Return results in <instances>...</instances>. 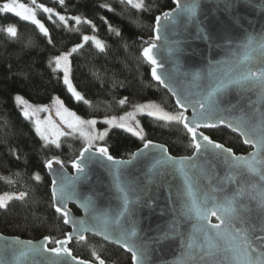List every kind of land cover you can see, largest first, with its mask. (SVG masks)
<instances>
[{
  "label": "trees",
  "instance_id": "trees-1",
  "mask_svg": "<svg viewBox=\"0 0 264 264\" xmlns=\"http://www.w3.org/2000/svg\"><path fill=\"white\" fill-rule=\"evenodd\" d=\"M7 1L0 0V7ZM40 1L48 8L81 15L91 23H77L70 18L65 26L55 16L50 20L42 14L52 40L49 44L33 22L0 11V196L28 193L23 199L7 200L0 208V232L30 240L45 235L62 239L68 233L63 218L52 207L51 180L44 162L57 157L70 169L69 161L79 155L84 141L77 135L64 136L60 148L43 141L34 124L22 115L15 100L17 94L32 103L47 102L59 94L72 111L85 118L120 117L144 103L177 111L168 92L152 80L151 67L142 57L147 40L154 34L156 17L172 9L173 0H143L144 8H135L122 0H63V4L60 0ZM9 26L17 29L16 37L6 32ZM110 27L116 31H110ZM87 33H96L104 41V48L99 49L89 40L72 53V79L88 102L84 103L72 98L49 61L82 42ZM125 97L127 102L121 105L119 101ZM138 117L144 140L100 121L98 126L108 130L100 145L108 147L116 158H128L148 140L165 144L175 156H190L194 152L181 125L149 117L147 113ZM205 132L236 154L249 151L241 138L227 128ZM71 208L78 213L74 206ZM70 248L86 260H96L95 252L107 264H132L131 255L95 236L72 240Z\"/></svg>",
  "mask_w": 264,
  "mask_h": 264
},
{
  "label": "snow or ice",
  "instance_id": "snow-or-ice-1",
  "mask_svg": "<svg viewBox=\"0 0 264 264\" xmlns=\"http://www.w3.org/2000/svg\"><path fill=\"white\" fill-rule=\"evenodd\" d=\"M122 2L133 5L135 8L145 7L143 0H137L135 3L134 0H122ZM234 2L235 0H225L226 9L233 7ZM60 3L63 4V0H60ZM32 5V7H28L23 3H15V0H13V3H4L0 7V11L12 12L25 21H32L38 26L39 32L47 38V42L51 44L52 40L48 29L36 18V0H32ZM104 7H107V5ZM183 7L185 6L182 5ZM38 8L48 13L49 19H52V8L45 7L42 4ZM188 10L192 11L191 8ZM55 15L58 16L59 21H62L65 26L67 25L68 18L59 13H55ZM170 15V13H164L165 18ZM72 19L77 23L81 22L79 16L72 17ZM156 20V31L159 33L160 26L158 22L160 17H156ZM88 23L91 22L88 21ZM109 30L116 31L111 27ZM6 32L12 37L17 36V29L14 26L7 27ZM116 34L119 35V32L117 31ZM82 39L87 42L94 40L95 37L85 35ZM156 39H159V35ZM96 44L101 49L104 48V45L98 40ZM252 44L253 38L249 37L248 43L244 47L251 49ZM81 47L80 44L76 45L71 52L54 57L49 61V64L54 63V71L62 70L63 83L67 86L72 98L76 101L88 103L80 92L73 87L69 75V56ZM155 47L154 43L149 42L148 46L142 50L143 57L152 65V78L159 86H163L171 96L175 97L177 111L170 113L151 103L139 104L134 106V111L127 112L124 116L119 117V122L116 117H112L106 119L105 123L110 127H118L144 140L143 129L140 127L139 120L135 119V115L137 112L146 111L149 117L181 125L186 135L190 137V146L195 150L192 157L175 158L167 154L164 145L153 144L151 140L144 143V149H158L163 161L175 166L176 170L184 176V183L178 190L177 197L182 201V214L188 217L194 216L197 226L194 227L192 235L188 237L187 251L183 253L180 264H191L196 256L195 249L197 248L199 249V259L204 261V264H264V188L252 197L256 201L254 208H241L238 198L244 195L243 188L238 187L231 196H225L222 200H217L214 195L217 192L216 188H211L210 191L201 194L197 183L187 175L186 171L193 159L198 158L202 153L211 152L230 170L246 169L249 173L258 174L260 180L264 182V112L257 109L243 122L234 121L231 118L226 119L218 114L219 97L232 86L240 89H255L258 99L264 101V67L257 68L255 71L251 67H244L242 70L230 69L224 79L208 85L203 91L189 90L188 92H181L173 86L170 76L163 75L158 71L163 65L158 63L153 55ZM260 53L259 63L264 65V44L260 45ZM250 59L251 56L246 53L243 60L239 61L238 64L243 65V61ZM194 79H199V76L197 75ZM193 87L199 89L202 85L194 84ZM127 99L125 97L119 103L124 105ZM15 100L21 107L22 115L29 120L36 112L49 113L43 122L40 119L34 120L36 133L46 143L55 144L57 148H60L59 138L61 136H74L77 133L84 141V146L81 148L79 155L69 161L71 166L76 169L77 174L74 177L68 176L64 170V161L59 158L52 157L44 162L47 169L54 176L51 181L52 207L63 218L65 224L72 225V232L66 233L63 239H55L45 235L38 245H33L29 241L20 255L48 254L51 256L50 264H88V261L74 256L68 245L74 236L77 240L83 241L85 239L84 233L93 232L125 249L131 254L135 264H147L146 245L137 243L139 235L135 227L128 230L114 231L110 227V221L103 214L97 216L94 213V201L88 197L81 199L75 189V182L82 177L86 178L87 163L100 157L115 165L114 175L119 179L121 166L126 162L114 161L113 156L109 154L108 147L97 143V141L104 140L108 130L96 132L95 125L97 121L95 119H81L75 112L63 107L58 98L55 100L57 105L55 108L51 105H43L35 110H30L27 101L22 96L16 95ZM189 109H191V115H185ZM53 116L58 120H54ZM221 125L238 132L244 137V143L253 146L254 150L248 156H237L231 148L214 141L205 135L203 131H200L202 128H216ZM140 154L143 155V152ZM35 178L40 179L39 175ZM225 179L234 181L235 176L230 172ZM120 191L123 204L119 216H127L132 213V206L136 203V201L129 198L130 193L134 190L122 187ZM27 195V192L22 191L18 194L0 196V208L5 206L7 200L14 197L23 199ZM73 199L80 203L85 212L89 214L87 219L77 220L72 216L71 210L68 208V202ZM241 211L245 212L246 215H240ZM211 217H215L218 222L213 224ZM237 222L240 227L236 226ZM163 238H167V234ZM49 243L54 246L49 247ZM93 256H95L98 264H105V261L100 259L95 252H93Z\"/></svg>",
  "mask_w": 264,
  "mask_h": 264
},
{
  "label": "water",
  "instance_id": "water-1",
  "mask_svg": "<svg viewBox=\"0 0 264 264\" xmlns=\"http://www.w3.org/2000/svg\"><path fill=\"white\" fill-rule=\"evenodd\" d=\"M173 3L174 7L165 11L171 14L168 18L164 17L165 12L159 15V33L156 31L155 20L154 34L147 42L156 45L153 55L158 63L163 65L158 71L170 76L178 91H203L208 85L224 79L230 69L242 70L244 67H251L255 71L264 67L259 63L260 45L264 44V0H235L234 6L227 9L225 0H173ZM182 5L185 7L182 8ZM189 8L192 11H189ZM157 35L159 39H156ZM249 37L253 38L251 49L244 47ZM147 46L148 44L145 47ZM246 53L251 59L239 65L238 62L243 60ZM143 59L152 67L145 57ZM197 75L199 79H194ZM152 80L157 83L154 78ZM194 84H200L202 87L194 88ZM168 94L171 96L169 92ZM171 97L175 105V97ZM257 109L264 112V101L258 99L255 89L232 86L219 97L218 114L226 119L243 122ZM185 115L190 116L191 109ZM219 127L227 128L223 125L216 128ZM212 129L215 128H202L200 131L209 136L205 131ZM227 129L236 133L249 148L247 153H233L237 156H248L254 150L253 146L245 144L244 137L238 132ZM152 142L164 145L167 154L175 158L192 157L194 153L190 156H175L165 144ZM113 158L114 161L126 162L121 166L119 179L114 175L115 165L112 162L103 157L93 159L87 163L86 178L82 177L75 182L77 194L81 199L91 198L94 201V213L97 216L103 214L110 221V227L114 231L135 227L139 235L137 243L146 245L147 264H180L183 253L187 251L188 237L197 226L194 216L182 214V201L177 197V192L184 183V176L175 166L163 161L158 149H144V145L130 158ZM70 167L69 169L64 165V170L68 176L74 177L77 174L76 169L71 165ZM45 171L52 181L53 173L46 166ZM186 171L197 183L201 194L216 188L214 195L217 200L231 196L238 187L243 188L244 195L238 198L241 208H254L256 201L252 197L264 188V182L258 174L249 173L243 168L230 170L211 152L202 153L193 159ZM230 172L235 176L234 181L225 179ZM122 187L134 190L129 198L136 201L132 206V213L127 216H119L123 204L120 191ZM71 206H74L78 213ZM68 208L77 220L87 219L89 216L75 199L68 202ZM240 215L246 213L241 211ZM211 222L215 224L218 221L211 217ZM65 225L69 228L68 233L72 232V225ZM236 226L240 227L238 222ZM165 234L167 238H163ZM84 236L85 239L87 236H95L106 243L116 245L93 232H86ZM42 240L43 238L30 240L7 236L0 232V264H50L51 256L48 254L20 255L27 242L38 245ZM72 240L80 241L75 236ZM48 246L52 247L51 243ZM116 246L128 253L119 245ZM195 253L191 264H204V261L199 259L198 248ZM72 254L76 256L73 250ZM86 261L88 264H98L97 260ZM132 264H135L133 260Z\"/></svg>",
  "mask_w": 264,
  "mask_h": 264
},
{
  "label": "rangeland",
  "instance_id": "rangeland-1",
  "mask_svg": "<svg viewBox=\"0 0 264 264\" xmlns=\"http://www.w3.org/2000/svg\"><path fill=\"white\" fill-rule=\"evenodd\" d=\"M6 3H13V0H8ZM15 3H23V4H25V5L28 6V7H32V6H33V5H32V0H15ZM36 4H37V6H39V5L42 4V5H44L45 7H47V6H46L43 2H41L40 0H36ZM55 13H59L60 15L65 16L66 18H68V20H69L70 18H72V17L79 16V17L81 18V21H87V22L89 21L88 19H86L85 17H83V16H81V15H76V14L71 15V14H69V13H64V12H62V11L56 9V8H53V15H52V16H55V18H56L58 21H59L58 16H56ZM42 14H46V17L49 18V14H48V13H45V12H43L42 10H39V8L37 7V10H36V18H37L38 20H40V21L45 25V27L47 28V24H46L45 18H44V16H43ZM52 18H53V17H52ZM73 20H74V19H73ZM74 21H75V20H74ZM30 22H32V21H30ZM59 22L62 23V24H64L62 21H59ZM67 24H68V23H67ZM47 29H48V28H47ZM86 35L89 36V37H95V39H94V40H91V41L96 45V47H98L97 44H96V41H97V40H98L101 44L104 45V41H103L102 39H100L96 33H87ZM84 42H85V41L82 40V42H80V43H78V44L82 45ZM78 44H76V45H78ZM76 45L72 46L70 49H68V50H66V51H64V52H62V53H60V54H58V55H61V54H63V53H67V52H71V50L73 49V47H75ZM98 48L101 49L100 47H98ZM72 53H73V52H72ZM58 55H56V56H58ZM56 56H55V57H56ZM71 56H72V54L69 56V75H70V79H71V81H72L73 87H74L78 92H80V91L76 88V86H75V84H74V82H73V79H72V72H71ZM53 64H54V63H53ZM54 68H55V65H54ZM56 72L58 73L59 77L61 78V80H62V82H63V72H62V70H58V71H56ZM65 86H66V85H65ZM66 88H67V86H66ZM67 90H68V89H67ZM68 92H69V91H68ZM69 93H70V92H69ZM70 94H71V93H70ZM80 94L83 96V94H82L81 92H80ZM17 95H20V94H17ZM20 96H22V95H20ZM22 97L24 98V100L27 101L30 110H35V109H37V108H39L40 106H43V105H51L53 108H55V107L57 106V105L55 104V100L58 98V99L62 102L63 107L68 108L70 111H72L71 107L68 105V103L66 102V100L64 99V97L61 96V95H59V94H55V95H54L49 101H47V102H42V103H35V102L32 103V102L28 101V99L25 98L24 96H22ZM16 103H17V101H16ZM17 104H18V103H17ZM144 104H146V103H144ZM151 104L157 105L159 108L163 109V110L166 111V112L175 113V112H173V111L166 110V109L160 107L159 104H155V103H151ZM18 106H19V105H18ZM19 107H20V106H19ZM20 110H21V107H20ZM73 112H74V111H73ZM140 113H147V112H146V111H145V112H137L136 115H135V119H136V120H139L138 114H140ZM76 114H77V113H76ZM48 115H49V113H46V112H36L35 115L32 117V119H31L30 121H31L33 124H34V120H35V119H40V120L43 122L44 119H45ZM77 115L80 116L81 119H85V120H87V119H95V120L97 121V124L95 125V131H96V132H104V131H105V128L99 127V126H98V123H99L100 121L105 122L106 119H110L109 117H106V118L87 117V118H85V117H83V116L80 115V114H77ZM124 115H125V114H124ZM124 115H122V116H124ZM115 117L117 118V121L119 122V117H117V116H115ZM120 117H121V116H120ZM111 118H112V117H111ZM53 119H54V120H58V118H56V117H54V116H53ZM139 122H140V121H139ZM85 131H87V129H85ZM76 135L79 136V133H77ZM63 137H64V136H61V137L59 138V140H61ZM79 137H80V136H79ZM100 142H101V141H97V143H98L99 145H100ZM130 157H132V155H130L128 158H130Z\"/></svg>",
  "mask_w": 264,
  "mask_h": 264
}]
</instances>
